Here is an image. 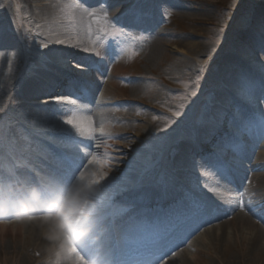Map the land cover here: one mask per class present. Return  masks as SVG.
I'll return each mask as SVG.
<instances>
[{
    "label": "rangeland",
    "instance_id": "374dc122",
    "mask_svg": "<svg viewBox=\"0 0 264 264\" xmlns=\"http://www.w3.org/2000/svg\"><path fill=\"white\" fill-rule=\"evenodd\" d=\"M236 3L237 0H159V4L150 6L149 12L145 14L146 17L148 16L145 23L150 27L139 31L129 28L121 31L119 26H113L112 23L106 22L104 15L102 16V21L97 20L94 25L89 24L90 36L88 39H90L91 49L108 63L100 75L103 82H105L104 87H107L109 76L113 74L115 66L123 69V73L120 74L121 77L118 86L122 89V91L119 90V93L121 91L124 95L120 94L121 96L117 97L113 95L117 99L112 98L113 101H107V103H116L112 106L110 105L111 108L107 104V106H104V109H110V112L106 113L109 114L110 119L114 123H120L119 128L122 130H125L124 124L128 126L133 125L135 128V132H132V135H123L124 138H127L126 142L121 139L112 141V147L115 148L118 145L125 146L128 148L127 152L123 151V154H121V151L115 149H110L107 152L108 157L115 155V160L109 161L108 170L110 172H116L124 168L126 172L131 171L136 175H129V184L121 181L124 185L121 184L119 186V194L121 192H127L124 191L125 185H129L131 189L133 186L141 183L153 181L155 178L152 176L155 170H159L160 167H165V171L175 173L176 171L173 172V170L167 169V166L170 164L176 167L179 164L176 160L172 161L175 155H181L184 159L189 160L195 159L196 157L202 159L200 155L195 154L187 147V144L189 142L195 143V136L200 137L201 135L200 131L198 133L195 131L198 128L201 129L203 125L207 127L208 122H211V124L215 122L217 127H223L222 129L218 128V134L216 133L214 135L216 138L218 135V140L224 142L225 133L223 132L227 130V127H229L228 131L236 128L232 121L233 117L244 107V102H246L238 94L236 89L237 78L241 74L249 79L253 97H257L260 93L261 95L264 94V91H262L264 90V68L261 67V64L264 63V54H261L260 51L254 52L251 49L256 46L260 48L261 42L264 40L262 24L257 23L253 13L254 6L264 4V0H240L239 9L234 7ZM0 4L4 5V8L0 9V23L2 22L7 29L9 21L13 22L12 31L7 32V37L19 43L20 40L17 41L12 36L13 31L18 32L26 42L25 44L29 45L27 42L31 43L34 40L32 36L35 28L27 22L29 18L28 11L22 10L23 7L19 0H0ZM170 4H179L183 8V12L180 13L181 10L179 11L169 7ZM69 5L70 9H68V13L71 14L72 10L76 8L74 6L75 0H70ZM156 17L160 18L161 21L157 20ZM242 17L250 21L247 26L242 23ZM149 28L161 30L159 31L161 35L158 38L163 39L162 44H165V48H163L159 57L154 62H148L149 65L147 66V61L144 60L147 53L142 56L143 52L141 53L140 50L143 46H148L146 44L148 40L150 42V37L154 30H148ZM244 34L247 38L245 37L242 40ZM22 45L24 46L22 43L19 46ZM213 49L216 50L215 55ZM20 53V58L14 59L4 69V82L0 84V107L5 109L11 107L9 100L11 94L8 93L11 92L10 88L12 85L10 86V83L22 71L18 68V64L21 63L22 67H24L23 50ZM251 57H254V60H251ZM206 60L211 65L210 71H206L208 69V64L205 63ZM36 63L39 66V63ZM197 69L201 70L199 75L204 77L199 81L200 87L198 91L192 84V81L196 80ZM51 72V70H47V73ZM30 74L28 67L22 71V77L24 79L30 77ZM44 77L46 76L38 80L36 79L33 86H36L38 89ZM226 78L229 79V82L224 80ZM46 79L48 83V78L46 77ZM52 79H54L56 85L60 84L63 88L65 79L60 78L58 74H54ZM131 84L133 87L138 86L139 94L129 92V86H132ZM259 84L260 86L254 87ZM222 88H225V90ZM231 90L235 93L233 92L234 96L230 100L226 92L232 93ZM192 91H197V95L192 96ZM99 92L97 90L95 91L97 100L100 98ZM217 92H221V95H219L221 98L219 96L217 97ZM101 94L103 93L101 92ZM131 94H133V97ZM43 98L41 97L40 101L46 100ZM102 98L109 99V97H105L104 95H102ZM237 100L240 101V104H237ZM217 101H221L223 104L217 103ZM29 103L24 104V109H21V113L26 114L25 109L30 107ZM262 104L260 105V110L264 111V103ZM222 105V110H224L223 114L225 113L226 115L215 114L218 111V107H222ZM97 108L102 111L101 108L103 107ZM39 111L37 110L38 113ZM177 111L181 113L180 117L173 115ZM48 112L52 113L51 109ZM248 113L254 119L260 120L263 130L261 139L255 144L252 152L250 151L251 155L249 153V159L252 160L256 152L260 151V153L264 154V118L253 108H250ZM248 113L245 114L244 121L247 123V126L249 125L247 129L250 131L249 121H251V118L248 116ZM123 115H126L128 119L126 123ZM209 115L211 116L210 118H208ZM20 116V119L8 117V119L0 123V132L3 135L15 137L24 147H31V143H33L29 149L32 151L34 144L37 147L38 142L35 139L32 140L31 137L34 136L37 139L39 133H35L32 131L33 129L24 124L19 125V120H25L22 115ZM221 116L222 119H220ZM82 117L83 120H86L83 121V127H87V113H83ZM219 120L221 122L220 124L218 123ZM237 121L240 122L239 120ZM50 128H53V125L42 128L43 131L39 134L42 140L59 139V137L55 136L58 133L46 132ZM92 128L96 134V138L91 141V149L97 162L98 136L102 133V127L96 125ZM157 129H164L165 131L160 132ZM215 143H206L205 146L208 149L211 148L212 151L222 153L221 151L224 150V147ZM137 145L140 147L135 148ZM179 145H182V147L179 148ZM186 148H189L191 152L186 150ZM38 149L40 151L44 150L41 147H38ZM134 156L138 158L132 161ZM119 158L122 160L120 161ZM200 162L202 163L203 161ZM93 165L96 167L97 163ZM245 165L247 164L245 163ZM208 166L206 164L205 167H200L201 171L202 169L204 170L202 174L198 173L197 166L195 169L188 166L183 172L189 179L186 182L199 190L196 184L201 183L202 185L203 181L201 178L198 179V177L204 176L206 179L214 174ZM239 171L242 172L241 170ZM102 174L106 173L104 172ZM108 175L107 173L105 177H108ZM99 177L100 174L94 179H98ZM90 187H93V185L90 184ZM224 187V191L229 189L230 192L231 190L235 191L233 194L239 193V191L234 190L227 183L224 184ZM213 189L218 193L223 192L216 186ZM119 194L114 195L112 200V203L117 204L115 207L116 211L124 208L120 206L121 203H118L117 198L120 197ZM71 199L73 198L64 197L62 202L66 201L67 203ZM92 201L94 200H89L88 204L91 205ZM82 204H76L75 202L73 206L71 205L72 207H66L63 212L60 211V213L64 214V221L72 213V210H77ZM106 207H108L107 203L103 208ZM53 216H55V213ZM39 217L44 216L41 214ZM81 217L84 218L83 216ZM15 223H0V226L6 225L2 230L1 242H7L9 244L12 237L16 236L14 234L15 232H12V235L6 232L8 229L7 226ZM212 224L207 225L197 235L203 230L205 231L217 225V223ZM199 242L201 243L194 244L196 247L190 248L189 244L192 245L191 241L184 248L180 249V251L182 253L184 252L186 256H189L187 255L189 253L193 254L194 251H198L202 255L201 262L203 263L208 261L209 258H216L222 254L221 251L216 249H214L216 252L212 251L213 249L211 247L205 248L210 243L206 237H201ZM229 244L232 247L237 246L231 239H229ZM192 249L195 250L192 251ZM209 251H211V256L209 255ZM229 251L232 254H238V251L233 252V248H229ZM0 252V255H2V251ZM172 263H175V261Z\"/></svg>",
    "mask_w": 264,
    "mask_h": 264
},
{
    "label": "bare ground",
    "instance_id": "6f19581e",
    "mask_svg": "<svg viewBox=\"0 0 264 264\" xmlns=\"http://www.w3.org/2000/svg\"><path fill=\"white\" fill-rule=\"evenodd\" d=\"M19 1L23 7L22 10L28 11L29 18L27 19V22L32 26H34L35 28L32 36L34 40L31 43L27 42L29 45H26L25 44L26 42L22 39V37L19 43L13 41L8 37L6 38L4 50L7 52V58L5 59L3 56H0V84L4 82L3 79L4 69L6 65L12 63V61L17 58L16 55L17 52L19 53V58H20V54H21L20 51L23 50L24 53L23 63L25 62L24 67H22L21 63H19L18 68L23 71L24 68L28 67L30 69L31 74L30 77L24 79L22 77V71H20L19 74L11 81L10 83V86L12 85V87L10 88L11 92H8L11 94V97L9 98L11 107H9L10 109L9 108L6 109L7 116L13 118L16 117L17 119H20L19 117H21L20 115H22L26 121L21 119L20 122L26 125L27 127L33 129L32 131H34L35 133L38 132L39 134H41V131H43L42 128H46L48 126L50 127L51 125H53L52 113L48 111L50 109L52 110L54 105L49 103L47 106L48 110H45L43 105L44 101H40V98L44 97L43 99H47L45 93L51 90L48 87V85H54L56 91H61L63 89L60 86V84L56 85V82L54 81V79H52L54 74H58L60 78L63 79H68V77H65L63 74L57 72L55 69H51L52 72L47 73V70L42 69L40 65L38 66L36 62L39 63L40 61V53L46 52L49 49H63L66 55H71L76 59L81 60V62H85V63L88 61L84 58L91 55L93 59L102 60L100 66L103 67L104 69L108 65V63H106L98 53H95L91 49V44L89 43L90 39H88V37L90 36L89 24L94 25L97 20L102 21L103 18L102 16L104 15V11L101 7L96 5L95 0H86V3L91 5L90 10L94 13V17L88 15V10H86L85 7H76L74 8V10H72V13L69 14L68 9H70V5H69L70 0H19ZM169 7L175 10H179V11L181 10L180 13L183 12V8L180 7L179 4H170ZM253 13L257 23L259 22L260 24L264 25V4L255 5L253 8ZM109 15H111V13ZM140 28H145V27H142L141 24L140 27L137 29ZM151 30L154 31L150 37V42L149 40L146 42L148 46L147 45H146L147 47L143 46L142 49L140 50L141 53L143 52L142 56H144L147 53L146 56L144 57V60L147 61V66L149 65L148 62L151 61L154 62L161 54L163 48H165V44H162L163 39L158 38L161 35V32H159L161 30H157V29H151ZM245 37L246 35L244 34L242 40L245 39ZM57 40L63 41L64 44L63 45L56 44L55 42ZM21 43L24 44V46L23 45L19 46ZM43 44L49 45V49H45L44 47H41V45ZM67 45H73L74 47L68 48L66 47ZM82 49H88L89 51L83 52L81 51ZM251 49L254 52L259 51V47L257 46ZM251 60H254V57H251ZM122 73H123V69L119 66H115L113 69V74L109 76L108 79L109 85L107 84V87H104L105 82H103V79H101L99 74L93 71L90 75V80L92 81V84L95 87H97V91H100L99 92L100 99L102 98V95H104L105 97H109V99L103 98L101 101L99 100L97 102L99 106H103V108L101 109L102 111L98 110L96 106L95 108L92 107L90 111L83 112V113H87V118L91 117L92 127L96 125H100L102 127V133L98 136L100 147L97 148L98 150H97L96 167L94 165H88L87 160L84 161V164L87 169L85 172V179L83 182L85 185V190L91 188L90 187L91 181L95 180L94 178L97 177L98 174L101 175L104 172L106 174L108 173L109 174L108 176L114 178L113 184L115 185L116 188H119L121 184L124 185V183H121V181L125 182L126 184H129L128 180L130 179H128V177L129 175L133 174L131 171L126 172L124 168H121V170H118L116 172H110L108 170L109 161L115 160L114 157L115 155H113V157H108L107 152L110 149H115L121 151V154H123V151L127 152L128 150V148L125 146L118 145L115 148L112 147V141L117 140L114 137L116 136L123 137L124 134L132 135V132H135V128L133 127V125L128 126L127 124H124L125 130L119 128L120 123L117 124L114 123L113 120L110 119L109 114L106 113V112H110L109 111L110 109H104V106L109 104L107 103V101H111L112 98L117 99L116 98L117 96L124 95V93L121 92L122 89L118 86L119 85L118 82H120L119 78L121 77L120 74ZM43 76H46L49 82L47 83L46 82L47 79L46 77H44L42 83L39 84L40 86H38L37 89L36 86H33V84H35L34 82L36 81V79L38 80ZM224 80L226 82H229L228 78ZM104 88L106 89L104 90ZM222 89L225 90V88ZM119 90H121L120 93ZM138 90L139 89L137 85L134 87L133 85L129 86V92L133 94H137ZM231 91L232 93L234 92L233 90ZM101 92L103 94H101ZM227 92L226 94L231 100L232 96L230 95L229 92L228 93ZM133 94H131L132 97ZM113 95L116 97H113ZM219 95H221V92H217V97ZM260 96L261 93L257 95V97ZM13 97H15L16 99H13ZM219 98H221V96H219ZM17 101H20L21 103L17 104ZM27 102H30L29 103L30 107L27 108L25 107L26 114L21 113L22 111L21 109H24V104H26ZM218 102L220 104H223L221 101H217V103ZM115 103L116 102H113L112 104H109V106L110 105L112 106ZM252 103H253V107L252 104L248 105V103L244 102L245 109L241 108V110H243L244 113L246 114L249 112L250 108L256 109L255 101L253 100ZM140 104L142 105V103ZM111 106L109 108H111ZM222 109H223V105L222 107H218V111H216L215 114L218 113L219 115H224L225 113L223 114L224 110ZM37 110H40L39 113L37 112ZM83 113L78 114V118H77V123H79L81 127H83V121H86L83 120L82 117ZM123 117L126 123L128 121L126 115H123ZM220 119H222V116L220 117ZM232 121L234 122V126H236L237 128H239V126L243 124V127L241 129L244 133L245 124L238 123L237 121L234 120ZM218 123L219 124L221 123L220 120ZM207 124H208L207 127L203 125L201 129H199V131L201 132L200 138H202V140H204L206 143L216 142L215 144H218L220 140L218 141L217 138L214 137L215 136L214 134L218 133V128L222 129L223 127L221 128L217 127V124L215 122L213 124H211V122H208ZM50 131L51 133L54 132L58 133V130H55L54 127L50 128L46 132L50 133ZM225 133L227 132L225 131ZM39 134H38V138L40 136ZM229 135H230L229 137H232L233 135L232 132H230ZM243 137H245L244 134ZM250 137L251 136L247 135L249 144L252 140V139L250 140ZM31 138L33 140L35 137L33 136ZM121 140H125L126 142L127 138ZM31 144L33 145V143ZM31 147H24V148L25 150H29ZM139 147L140 146L137 145V147L135 148H139ZM187 147H189L191 150L196 149V147L194 146L192 148L190 144H187ZM189 148H186V150H189L191 152ZM201 148H203L202 150L204 151L203 145L201 146ZM209 149L212 150L211 148ZM36 152H37V148L36 145L34 144V149L31 151V153L34 155L36 154ZM221 152L224 161L232 162L234 151L231 152V151L222 150ZM197 155H201V153L197 151ZM135 158L138 157L134 156L132 158V161ZM119 160L121 161L122 159L119 158ZM174 160H176L179 163L177 167L173 165L171 166L169 165V167L173 169V172L176 171L175 173H172V175L178 176L179 180L181 181L186 182L189 180L187 178V175L183 173L188 166L191 167L192 169H195V167L197 166L198 173L202 174V172H204L203 169L202 171L200 169V167H205V164L200 162L202 161V159H198L196 157L195 159L189 160V159H184L181 155H175ZM244 171L245 174L243 173L242 176L243 179H241L243 181L241 182V180H238V184H237V187L241 189L240 195L239 194L234 195L233 193H228L225 191L220 193L216 192L211 187L216 186L222 191L223 188L221 187L222 183H220L218 178H215L214 176H209L206 179L202 177H198V179L201 178L203 184L202 185L201 183L196 184L199 187V190L198 188L193 187V189L198 193L199 198L206 200L209 204H212L213 206H216L217 204L222 206L221 210L219 212H216L217 213L215 214L216 216H214L213 218L210 219L209 222H207V225L212 223H213L212 225L216 223L217 225L205 231L203 230L204 232L202 231L196 237L192 236L190 238L191 239L190 241H192V245L189 244L190 248L196 247V245H194L195 243L196 244L201 243L199 242V239L204 236L210 242L208 247L205 248L211 247V249H213L212 251H215L214 249H216L222 252V254L216 258L208 257L209 260L205 261L204 263L264 264V222L257 220L256 218L251 216L247 211H244L239 207V204L241 202H249V201L260 202L261 200H264V154L260 153V151L256 152L251 162L247 166L244 165ZM127 186L129 187V185ZM137 188L138 186L134 187L132 191H135ZM208 189H211V191H208ZM138 191L139 189L136 190L133 193V195H122V198L132 199L130 202L135 203L137 207L140 206L141 204L145 205L147 202L152 201V197L154 196L153 193L151 192L144 193V191H142L143 194L138 196L136 195ZM145 191H148V189H146ZM177 192H178V188H175L174 186H169V189L164 191V193H162L161 195L163 196L165 194L168 200L167 202L169 203L173 201L174 198L178 195ZM168 195H170V198H168ZM72 198L73 199L68 201L69 203L68 202L66 203V201H63L61 203L62 199L58 201L57 206L59 208L57 209L55 216L52 215V216H44V217H32L31 219L27 218L25 220H21L22 222L19 221L12 225L9 224V226H7L8 229L6 230V232L11 235L12 232L13 233L15 232L14 234L16 235L12 237V240H10L9 244H7V242H1L2 230L4 229V227H6V225L0 226V251H2V255H0V264H78V261H76L75 259L68 258L69 255L65 247V244L67 245V241L64 239V235L67 232L65 225L63 224L64 214L60 213V211L63 212V210L66 207H72L75 204V202L76 204L83 203L79 197H72ZM97 203H98L97 201H92V204L91 205L88 204V205L95 207ZM137 207L135 209L131 208L130 215H133L137 212ZM233 207H235V211H232ZM83 208H85L84 204H82V206L77 210H72V214L70 218H68V220L74 222L73 219L75 218L80 219V217L82 216L81 209ZM14 209L17 211L18 210L17 206L14 207ZM105 209L106 208L102 209L103 215H105V211H104ZM21 210L23 211L24 209H20L18 211L20 212ZM106 210H109V208ZM144 210L148 211L150 210V208L147 207L144 208ZM53 212L54 211H52L51 213ZM85 215H87L86 211H85ZM61 224L64 225V228L60 227ZM173 237L177 240L179 236L176 234ZM182 238L183 240L181 241ZM175 239H173V242ZM178 239L181 242H178V244L176 245L182 244V246H185L186 242L188 241V240L187 241L184 240V237L182 236L179 237ZM229 239H231L232 242L234 241L235 244H237V246L232 247L229 244ZM98 244L100 243L98 242ZM229 248H233V252L238 251V254L236 255L232 254V252L229 251ZM194 250L195 249H192V251ZM209 253H210L209 255L211 256V251H209ZM187 255L189 256H186L184 252L182 253L179 250L174 255H172L167 260V262H163L162 264H204L203 262H201L202 255L198 251H194L193 254L189 253ZM166 257H168V255ZM96 258L97 260H100L102 258L101 251H99ZM174 261L175 263H172Z\"/></svg>",
    "mask_w": 264,
    "mask_h": 264
},
{
    "label": "snow or ice",
    "instance_id": "6c2138e0",
    "mask_svg": "<svg viewBox=\"0 0 264 264\" xmlns=\"http://www.w3.org/2000/svg\"><path fill=\"white\" fill-rule=\"evenodd\" d=\"M95 2L97 6L103 9L105 21L112 23L113 26H119L121 31L125 28H139L145 22V0H95ZM74 6L85 7L88 10V15L94 17V13L90 10L91 5L87 4L86 0H75ZM234 7L239 9L240 0H237ZM3 8L4 5L0 4V9ZM110 13L111 15H109ZM242 23L247 26L250 21L242 17ZM12 26V21H9L7 29L3 23H0V56L5 59L7 58V52L4 50L5 40L7 32L12 31ZM261 27L264 30V25ZM12 36L17 41L21 39L18 32L13 31ZM55 43L64 44L61 40H57ZM41 47L49 49L47 44H43ZM66 47L72 48L74 46L67 45ZM81 51L88 52L89 50L82 49ZM259 51L264 54V40L261 42ZM213 53L215 55V49H213ZM16 55L18 59L19 53L17 52ZM84 59L88 62H81V60L71 55H66L63 49H49L40 53L39 65L42 69H55L65 77H68V79L64 80L61 91H56L54 85H48L51 90L45 93L48 98L43 102L46 110L49 103L54 105L51 110L52 122L54 129L58 130L59 135V140H54V143H56L55 149L50 152L41 150L36 155H33L31 151L25 150L18 139L11 135H3L0 132V184H3L6 180L19 179L20 177H23L25 183L35 182L37 192L32 199L39 200L41 206L47 205L50 200L59 201L62 197H79L85 205V208L81 209V215L84 218L76 220L72 231L78 230L80 226L95 227L98 222L107 219L102 214V209L106 203L108 207H111L114 195H118L120 191L113 184L114 178L111 176L105 178L106 174H101L98 179L92 180L91 184L93 187L88 190H85L83 183L87 170L84 161L87 160L88 165L96 163V157L91 152V141L96 138V134L92 128L91 117L87 118V127H81L77 123V118L78 114L90 111L87 105L83 103V100L92 90L91 73L100 71L98 65L102 63V60L93 59L91 55ZM205 63L208 64L206 71H210L211 65L207 60ZM261 67L264 68V63L261 64ZM200 71V69H197L196 80L192 81L197 91L200 87L199 81L204 78L199 75ZM236 89L238 94L248 104H252L253 100L255 101L258 114L264 118V111L260 110V105L264 103V94L260 97H253L250 81L243 74L237 78ZM197 91H192L191 95L196 96ZM13 99L16 98L13 97ZM19 103L21 102L17 101V104ZM173 115L180 117L181 113L177 111ZM6 119H8L7 110L0 107V123ZM244 119L245 113L243 110L238 111L233 117L234 121L239 120L241 123H243ZM157 131L164 132L165 130L157 129ZM114 138L124 139L122 136ZM99 147L97 145V148ZM235 147L238 151L240 150L239 145H235ZM213 167H216L221 175L231 171L230 164L219 158L215 161ZM124 191H131V189L125 185ZM208 191H211V189H208ZM89 200H94L98 203L95 207L89 206ZM130 207L135 209L137 205L132 203ZM185 207L187 214L195 218H204L219 212L222 206L219 204L213 206L202 198H196L190 203H186ZM239 207L257 220L264 222V200L260 202H241ZM14 211L15 209H9L4 212V215L7 216L9 212ZM35 211L36 209L33 208V212ZM85 211L87 215H85ZM232 211H235V207L232 208ZM122 212L123 216L127 217L125 223L130 222L132 216L129 208H122ZM46 215L50 216L51 212L46 213ZM31 218L29 216V219ZM60 227L64 228V225L61 224ZM122 232V226L110 223L105 231L108 242L105 243V240H100L101 244L112 250L113 255L116 254L119 248L117 234ZM93 235H96V233L90 232L81 240L73 242L70 238L71 232H66L64 239L67 241L68 258L75 259L78 264H84L85 258L95 261L97 255L96 246L88 243ZM161 261L162 257L157 258L155 264H161ZM104 264H108V262L105 260ZM112 264H117V261L113 260Z\"/></svg>",
    "mask_w": 264,
    "mask_h": 264
}]
</instances>
